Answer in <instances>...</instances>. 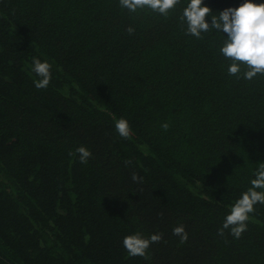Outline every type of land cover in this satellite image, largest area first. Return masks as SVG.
Instances as JSON below:
<instances>
[{"label": "trees", "instance_id": "16d2710c", "mask_svg": "<svg viewBox=\"0 0 264 264\" xmlns=\"http://www.w3.org/2000/svg\"><path fill=\"white\" fill-rule=\"evenodd\" d=\"M189 2L165 17L119 0H0V264H264V204L240 238L218 235L264 163V75L229 74L226 33L186 34ZM33 58L52 66L46 89ZM136 233L162 234L147 260L123 246Z\"/></svg>", "mask_w": 264, "mask_h": 264}, {"label": "clouds", "instance_id": "9594fccd", "mask_svg": "<svg viewBox=\"0 0 264 264\" xmlns=\"http://www.w3.org/2000/svg\"><path fill=\"white\" fill-rule=\"evenodd\" d=\"M121 7L130 12L145 7L167 17L170 10L174 9L180 0H119ZM203 0H190L180 16L182 23H186V34L201 38L202 32L213 29L226 33V39L220 51L226 59L232 61L228 68L230 75H238L241 63L247 68L244 79L252 80L257 74L264 75V3H254L253 0H244L239 7H229L219 12V16L212 15V10L202 6ZM211 16V24L205 20ZM129 34L134 32L132 27L127 29ZM51 65L38 58H33L32 71L40 77L35 81L37 89H46L51 81ZM167 129L168 125H162ZM115 129L120 137L128 139L131 135L129 122L120 118L115 123ZM81 163L86 164L92 153L84 146L76 149ZM72 155V153H69ZM129 163L128 161L125 162ZM255 178L251 180V187L243 192L241 197L232 205L230 214L225 217L218 235L223 236L224 230L230 229L231 235L240 238L247 230L246 221L249 214L254 211V205L264 204V163H259L254 172ZM133 181H142L136 173L132 174ZM260 189L261 191H257ZM173 234L180 237V243H185L188 234L183 225L173 229ZM162 234H153L145 238L140 233L125 236L123 246L130 256H141L149 259L147 250L153 243H159Z\"/></svg>", "mask_w": 264, "mask_h": 264}]
</instances>
